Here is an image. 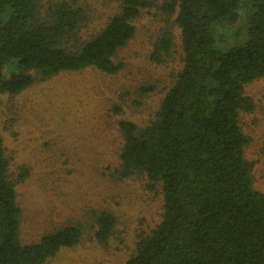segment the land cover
<instances>
[{"label":"trees","instance_id":"1","mask_svg":"<svg viewBox=\"0 0 264 264\" xmlns=\"http://www.w3.org/2000/svg\"><path fill=\"white\" fill-rule=\"evenodd\" d=\"M40 1L0 0V95L20 94L65 72L117 73L121 65L114 58L135 36V20L153 6L151 0H121L99 34L80 43L86 18L79 0H57L44 16ZM159 9L179 29L183 67L153 121L118 124L116 175L145 176L147 189L159 186L163 201L159 223L124 264H264V194L253 188L244 157L249 139L238 119L253 109L244 86L264 77V0H162ZM238 20L244 41L217 47L214 29ZM171 46L170 34H162L150 60L162 63ZM8 65L13 70L5 76ZM20 223L0 134V264H44L81 239L72 225L22 244ZM96 224L94 239L104 245L115 218L100 212Z\"/></svg>","mask_w":264,"mask_h":264},{"label":"rangeland","instance_id":"2","mask_svg":"<svg viewBox=\"0 0 264 264\" xmlns=\"http://www.w3.org/2000/svg\"><path fill=\"white\" fill-rule=\"evenodd\" d=\"M57 0H41V15ZM135 20V36L121 49L112 75L87 68L36 81L17 95H0V134L21 211L20 240L34 244L45 234L66 226L81 231L79 243L61 249L44 264H124L140 238L159 223L163 201L159 186L147 189L143 175L119 179L116 170L122 138L118 129L127 120L145 127L154 120L175 76L183 67L179 29L173 16L161 13L162 0ZM121 0H79L85 16L78 39L92 40L117 15ZM217 27V26H216ZM215 27V28H216ZM234 30L239 37L232 38ZM169 33L170 51L160 64L150 60L157 39ZM221 49L240 44L245 27L214 29ZM13 70L4 69L7 76ZM148 88L149 90H143ZM253 109L239 113V126L249 142L244 157L252 166L253 188L264 194V77L244 86ZM100 212L114 216L106 244L94 239Z\"/></svg>","mask_w":264,"mask_h":264}]
</instances>
